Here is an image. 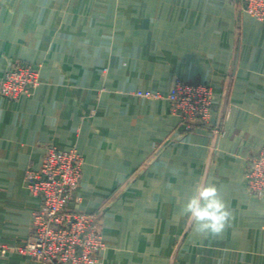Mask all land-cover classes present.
Listing matches in <instances>:
<instances>
[{
    "label": "crops",
    "instance_id": "crops-1",
    "mask_svg": "<svg viewBox=\"0 0 264 264\" xmlns=\"http://www.w3.org/2000/svg\"><path fill=\"white\" fill-rule=\"evenodd\" d=\"M16 64L39 83L0 97V264H39L15 247L47 147L82 157L70 207L101 219L95 264H264V196L245 181L264 148V21L235 0H0V77ZM177 81L211 89L209 124L171 113ZM200 182L231 213L219 235L181 215Z\"/></svg>",
    "mask_w": 264,
    "mask_h": 264
},
{
    "label": "built area",
    "instance_id": "built-area-1",
    "mask_svg": "<svg viewBox=\"0 0 264 264\" xmlns=\"http://www.w3.org/2000/svg\"><path fill=\"white\" fill-rule=\"evenodd\" d=\"M244 12L264 21V0H235ZM38 71L30 65H11L0 77V97L16 99L29 96L38 84ZM137 96L158 98V94L137 92ZM171 113L187 130L209 124L212 92L203 84L177 81L166 96ZM82 176V157L75 149L47 147L37 169L29 170V192L40 197L31 230L15 251L39 264H95L103 249L101 219L70 207ZM248 191L264 196V148L248 160L245 173ZM9 247L0 245V252Z\"/></svg>",
    "mask_w": 264,
    "mask_h": 264
},
{
    "label": "clouds",
    "instance_id": "clouds-1",
    "mask_svg": "<svg viewBox=\"0 0 264 264\" xmlns=\"http://www.w3.org/2000/svg\"><path fill=\"white\" fill-rule=\"evenodd\" d=\"M181 215L193 221L195 233L219 235L228 226L231 213L218 188L214 184L200 182L194 186V194L182 204Z\"/></svg>",
    "mask_w": 264,
    "mask_h": 264
},
{
    "label": "rangeland",
    "instance_id": "rangeland-1",
    "mask_svg": "<svg viewBox=\"0 0 264 264\" xmlns=\"http://www.w3.org/2000/svg\"><path fill=\"white\" fill-rule=\"evenodd\" d=\"M243 11H244V9H243ZM25 66H27L26 64H25ZM36 75H37V77H38V83H39V74L38 73H36ZM38 85V84H37ZM36 85V86H37ZM35 88V87H34ZM18 98H20V97H18ZM18 98H16V99H18ZM16 99H12V100H16ZM197 126V125H196ZM100 253V252H99ZM25 257V256H24Z\"/></svg>",
    "mask_w": 264,
    "mask_h": 264
}]
</instances>
